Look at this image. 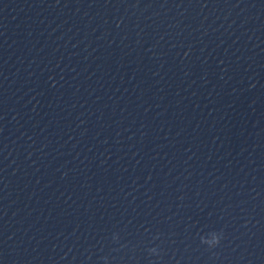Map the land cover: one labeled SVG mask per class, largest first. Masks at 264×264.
<instances>
[{
    "label": "water",
    "instance_id": "obj_1",
    "mask_svg": "<svg viewBox=\"0 0 264 264\" xmlns=\"http://www.w3.org/2000/svg\"><path fill=\"white\" fill-rule=\"evenodd\" d=\"M0 264H264V0H0Z\"/></svg>",
    "mask_w": 264,
    "mask_h": 264
}]
</instances>
